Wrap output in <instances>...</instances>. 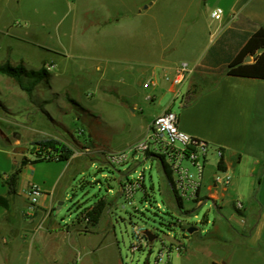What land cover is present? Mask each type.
<instances>
[{"label": "rangeland", "instance_id": "374dc122", "mask_svg": "<svg viewBox=\"0 0 264 264\" xmlns=\"http://www.w3.org/2000/svg\"><path fill=\"white\" fill-rule=\"evenodd\" d=\"M192 2L0 0V65L23 68L26 73L44 72L30 93L0 75V126L6 135L0 144L12 154L15 148L24 147L23 157L30 163L39 152L34 144L44 139H58L73 150L80 166L67 199L56 205L51 215L62 228L70 226L99 199L112 206L110 218L102 217L94 237L82 243V248L94 243L93 255L70 257L69 251L62 253L70 242L64 245L58 239L56 248L47 249L45 254L50 264H65L71 258L78 264H154L161 241L168 244L180 236L177 222L194 225L202 236L211 230L215 217L212 201H184L182 212L171 208L160 192L164 180L158 157L132 149L145 137L150 116L176 96L164 93L157 102L144 100L151 86L145 87L143 81L152 80L151 70L143 76L137 72L139 65L128 66L125 60L156 64L161 60L162 47H169L165 57L191 58L204 37L191 30L204 23L202 18L193 21L188 15ZM158 31H162L163 40ZM132 69L134 73H129ZM21 79L30 86L32 78L22 75ZM183 84L177 86L179 92H184ZM128 90L135 96L127 95ZM178 98L174 99L176 115ZM134 102L138 106L132 112ZM156 150L164 155L160 148ZM114 152H124L127 160L107 163V154ZM208 157L207 173L216 170V160ZM97 161L103 165L100 171ZM162 161L167 165V158ZM183 165L195 174L193 167ZM139 180L144 190L134 194L129 206L119 194L120 185ZM21 191L24 198L27 194L24 188ZM133 225L157 237L150 254H131ZM85 227V222L76 226L80 232L87 231Z\"/></svg>", "mask_w": 264, "mask_h": 264}, {"label": "crops", "instance_id": "0c3cea01", "mask_svg": "<svg viewBox=\"0 0 264 264\" xmlns=\"http://www.w3.org/2000/svg\"><path fill=\"white\" fill-rule=\"evenodd\" d=\"M189 7L188 15L191 14L193 21L202 18L204 22L202 26L191 27L192 31L204 35L191 58L165 57L169 47H162L161 60L156 64L143 59L125 60L128 66L139 65L137 72H142L143 76L147 69L151 70L152 85L143 97L148 102H157L164 93L174 95L170 80L182 63L187 64L190 73L183 84L184 92L180 91L151 115L145 130L156 116L166 111L174 113V99L179 97L178 127L209 143L212 146L209 156L216 160V170L207 173V157L200 189L201 202L211 200L215 210L211 230L202 236V231L194 225H181L180 236L170 243L181 241L184 249L174 253V258L171 256L170 264H264V80L227 75L229 64L248 38L259 30L264 31V0H203L202 3L193 0ZM216 8L223 12L219 20L211 17ZM158 32L163 40L162 31ZM251 63L253 58L249 56L243 61V64ZM129 71L134 73L133 69ZM132 93L126 91L134 97ZM132 106L135 112L138 104L134 102ZM5 137L0 126V141H6ZM216 148L223 152L221 169ZM74 157L67 162L48 163H30L26 159L28 162L18 177L17 195L9 198L7 210L0 205V264H50L45 254L47 249L56 248L58 239L64 245L70 242L69 249L62 251L64 254L69 251L70 257L94 254V243L83 248L82 243L94 237L99 224L89 228L87 233L76 228L84 223L79 219L88 209L64 228L51 220L55 206L67 199L68 189L75 180L80 162ZM97 162L100 171L103 165ZM159 162L164 180L160 192L171 203V208H175L174 197L166 190L162 162ZM13 164L10 149L0 144V197H6L3 181ZM221 172L230 176V184L225 188L213 184ZM139 183L143 189L142 181ZM30 186H36L41 194L33 207L27 195L21 196L24 194L21 190L24 188L27 194ZM237 203L242 205L240 210L236 208ZM227 207L232 211H226ZM111 208L107 204L102 217L107 215L109 219ZM204 222L209 224L207 218ZM189 228L195 229L192 234L187 233ZM75 260L72 263L71 258L65 264H78Z\"/></svg>", "mask_w": 264, "mask_h": 264}, {"label": "built area", "instance_id": "2783aa9c", "mask_svg": "<svg viewBox=\"0 0 264 264\" xmlns=\"http://www.w3.org/2000/svg\"><path fill=\"white\" fill-rule=\"evenodd\" d=\"M223 15L220 8H216L211 17L215 20H219ZM190 70L186 63H182L177 69L175 75L171 78L170 83L173 88V93L178 96L177 86L182 85ZM152 82L147 81L144 86H151ZM160 148L164 155L161 156L156 153V148ZM135 153H147L154 157H158V160L167 158V165L164 164L170 174L169 187L174 197L175 209L179 212L183 210V202L196 203L201 201L200 189L202 187V181L205 171V163L212 146L195 137L188 135L178 127L177 115L171 111H166L156 116L150 126L147 129L145 137L133 146ZM216 155L219 162L222 159V149L216 148ZM163 158V159H162ZM106 160L109 164H121L127 160V156L124 152L108 153ZM184 163L189 164L194 168L195 174H191L188 168L184 167ZM172 174L175 175L172 178ZM213 184L215 186H221L223 188L230 184V176L225 173L217 175ZM141 188L139 181L134 183L125 182L121 188V195L127 205L133 204L134 194ZM28 201L31 207L38 204L40 199V191L36 186H30L28 188ZM180 206H179V205ZM237 209H241L240 203L236 204ZM181 226L179 222H177ZM177 226V225H175ZM148 230L138 225H133L131 230V254L147 251L148 254L152 251V246L157 237L150 240L146 234ZM150 232V231H148ZM151 233V232H150ZM184 249L181 241H175L173 243L165 244L161 241V247L157 251L154 264H170V258L174 253H180ZM146 264H149L146 262Z\"/></svg>", "mask_w": 264, "mask_h": 264}, {"label": "trees", "instance_id": "16d2710c", "mask_svg": "<svg viewBox=\"0 0 264 264\" xmlns=\"http://www.w3.org/2000/svg\"><path fill=\"white\" fill-rule=\"evenodd\" d=\"M248 56L253 58V63L243 64L244 59ZM43 73L44 72L42 71L26 73L23 68L18 70L16 68H11L8 65H0V75H4L13 79L17 83L18 87L26 93H30L32 87L40 81V76ZM22 75L27 76V78H32L29 87H26L23 84V81L21 79ZM227 75L232 77L264 80V31L259 30L248 38L246 44L241 49L239 54L229 64ZM34 147H36L39 152L36 156V160L32 163L42 161L67 162L74 156V152L71 148H69L58 139L54 138L38 141L34 144ZM27 162L28 161L24 157H22V160L20 162L14 159L12 170L9 174H7L6 178L3 181V185L6 188V197H0V205L4 208V210L8 209L7 204L9 198L17 195L18 177L22 168L27 164ZM162 166L165 173V186L167 188L166 190L173 198L169 187L170 174L164 166L163 162ZM218 168H222L221 162L218 163ZM106 208V200L99 199L92 208L84 212L82 218L79 219V221L81 220V222H85V228L87 231L89 228H95L99 224V221Z\"/></svg>", "mask_w": 264, "mask_h": 264}, {"label": "water", "instance_id": "95a60500", "mask_svg": "<svg viewBox=\"0 0 264 264\" xmlns=\"http://www.w3.org/2000/svg\"><path fill=\"white\" fill-rule=\"evenodd\" d=\"M249 59V58H248ZM25 151V148L24 147H17L15 148L13 154H12V158L15 159L16 161L20 162L22 160V157H23V153ZM194 228H189L187 230V233L188 234H192L194 232ZM148 238L150 240H153L154 239V236L150 233V232H146Z\"/></svg>", "mask_w": 264, "mask_h": 264}, {"label": "flooded vegetation", "instance_id": "af4514ba", "mask_svg": "<svg viewBox=\"0 0 264 264\" xmlns=\"http://www.w3.org/2000/svg\"><path fill=\"white\" fill-rule=\"evenodd\" d=\"M12 136H14V135H12Z\"/></svg>", "mask_w": 264, "mask_h": 264}]
</instances>
